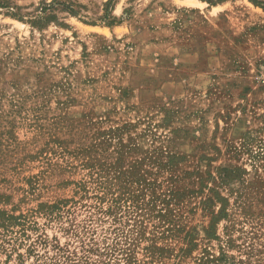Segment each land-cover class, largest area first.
Returning <instances> with one entry per match:
<instances>
[{
  "label": "rangeland",
  "instance_id": "obj_1",
  "mask_svg": "<svg viewBox=\"0 0 264 264\" xmlns=\"http://www.w3.org/2000/svg\"><path fill=\"white\" fill-rule=\"evenodd\" d=\"M0 0V264H264V0Z\"/></svg>",
  "mask_w": 264,
  "mask_h": 264
},
{
  "label": "trees",
  "instance_id": "obj_2",
  "mask_svg": "<svg viewBox=\"0 0 264 264\" xmlns=\"http://www.w3.org/2000/svg\"><path fill=\"white\" fill-rule=\"evenodd\" d=\"M252 2L257 3L256 0H252Z\"/></svg>",
  "mask_w": 264,
  "mask_h": 264
}]
</instances>
